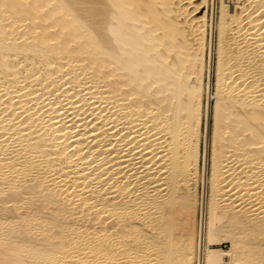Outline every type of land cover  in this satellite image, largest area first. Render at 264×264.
Segmentation results:
<instances>
[{"label":"bare ground","instance_id":"1","mask_svg":"<svg viewBox=\"0 0 264 264\" xmlns=\"http://www.w3.org/2000/svg\"><path fill=\"white\" fill-rule=\"evenodd\" d=\"M231 1L212 70L208 0H0V264H264V0Z\"/></svg>","mask_w":264,"mask_h":264},{"label":"rangeland","instance_id":"2","mask_svg":"<svg viewBox=\"0 0 264 264\" xmlns=\"http://www.w3.org/2000/svg\"><path fill=\"white\" fill-rule=\"evenodd\" d=\"M192 3L190 5L187 6V11H190L192 10L193 8V4H196V3H199L200 0H191ZM225 1V0H224ZM228 3V6H231L232 8V3L234 4V1H231L230 0H226ZM219 0H208L207 2V7H205V5H200V7L198 8V13H197V16H200L202 15V13L206 10V19H207V25L210 24L211 20H213V30H212V34H211V37H212V49H211V66H212V70H214V67H215V62H216V55H215V49H216V41H217V31L215 29V21L217 20V17H218V8H219ZM234 6V5H233ZM204 10V11H203ZM209 27L207 26L206 27V40L209 39ZM210 104L212 105L213 104V101L211 100L210 101ZM209 128H208V135H207V162H206V176H208V172H209V158H210V148H209V142H210V134H211V122L209 121ZM203 141H202V137L200 136V141H199V148L201 150L202 148V144ZM198 166H199V170H201V160L199 159L198 161ZM200 183L199 181L196 183V187H195V193H196V198L197 200L200 199V196H201V193L202 190L200 191ZM207 190L204 191V197L207 198V194L206 193ZM196 215H197V212H196ZM229 243H226V242H223L221 243L220 245H217L215 246L216 248H221L222 250H228L229 248Z\"/></svg>","mask_w":264,"mask_h":264}]
</instances>
